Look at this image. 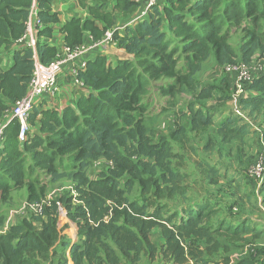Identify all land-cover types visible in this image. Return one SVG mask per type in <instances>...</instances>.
<instances>
[{
  "label": "trees",
  "instance_id": "16d2710c",
  "mask_svg": "<svg viewBox=\"0 0 264 264\" xmlns=\"http://www.w3.org/2000/svg\"><path fill=\"white\" fill-rule=\"evenodd\" d=\"M53 1L0 0V51L16 46L32 8L38 24H55L56 15L50 13ZM94 1L89 9L93 21L81 25L73 20L64 27L68 46L86 42L84 32L91 34L94 42L100 40L103 33L94 22L110 30L116 24V14L124 18L139 1L144 4L142 0H117L113 10L106 13L107 0ZM237 33L239 62L248 64L257 54L264 65V0L157 2L147 20L127 25L122 34L115 31L114 45L132 59L112 66L99 50L79 75L88 95L81 94L75 107L64 108L60 115L44 112L41 137L27 135V140L19 144L18 124L10 121L0 150V264H139L143 259L147 264L157 259L163 264H208L219 252L225 258L230 251L229 245L217 241L212 244L215 235L227 243L239 242L238 249L247 245L246 253L234 264H261L257 256H264V246L245 238L251 232L245 223L226 229L219 225V229L208 225L214 212L205 204L198 209L187 204L175 219L162 211L161 205L150 211L146 202L140 204L128 198L135 186L143 195L152 192L159 199L167 191L169 196L184 195L177 187L185 177L171 167V142L186 147L188 130L175 122L169 137L161 136L151 144L146 97L156 93L168 99L170 105L172 101L176 104L182 94H191L196 101L210 98L214 86L199 90L195 74L210 58L218 67L233 63L229 39ZM49 34L50 29L45 27L38 36ZM49 52L39 39L36 53L42 63H48ZM1 63L0 55V119L27 90L32 51L15 52L7 69H2ZM244 90L238 113H229L215 128V139L225 146L236 141L242 144L255 134L251 124L264 112V73L254 76ZM196 106V102L187 105L188 129L200 137L208 134L214 122L212 113ZM31 116L29 124L33 125L37 115L32 112ZM260 141L264 146L262 134ZM206 149H213V140L209 139ZM96 163L105 167L92 178L88 170ZM208 165L211 179L203 181L217 183L218 172ZM62 180L72 183L74 197L64 195L42 204L48 183ZM21 189L26 190L27 204H39L41 210L22 217L21 222L1 233L5 220L1 205L9 203L11 193ZM260 191L264 193V178ZM61 209L76 226V242L68 243L62 234L67 223L61 227ZM155 229L164 240L160 248L152 240ZM204 253L208 259L203 258ZM224 263H229L228 257Z\"/></svg>",
  "mask_w": 264,
  "mask_h": 264
},
{
  "label": "rangeland",
  "instance_id": "374dc122",
  "mask_svg": "<svg viewBox=\"0 0 264 264\" xmlns=\"http://www.w3.org/2000/svg\"><path fill=\"white\" fill-rule=\"evenodd\" d=\"M157 2L163 4L166 3V0H157ZM140 5L139 1V5L134 11L124 18L121 17L120 24L116 26V28H119L117 29L119 34H122L123 28L121 27L124 26L125 22L136 17L140 10ZM229 43L233 49L232 58H234V62L227 64H241L251 75L260 74L264 65L261 59L257 57V54L250 59L248 64L239 62L240 60L237 58L236 53L240 45V34L237 33L231 36ZM63 44H66V42ZM106 46L110 47V45L105 44L102 46V50H105L107 48ZM222 67L223 65L218 67V65L214 63V60L210 58L201 65L200 69L195 74V78L200 86L198 88L199 90L201 87H207L209 85L214 86L210 98L196 101L191 94H182L178 96L176 104L172 101L170 105V102L167 101L168 99L157 96L156 93L146 97V101H148L150 105L147 120L151 125V133L149 134L151 144H156L161 136L169 137L175 129V122L180 123L188 130L187 135L189 142L186 147L181 148L179 144L171 142L173 148L171 167L177 174L185 177L184 181H181L177 187L184 195L177 193L174 196H169L167 191L159 199L153 197L151 194L152 192L143 195L139 187L135 186L133 191L128 195L130 200L138 201L140 204L146 202L148 207H150V211L154 208H158V205H161L162 211L169 212L170 216H175L176 219L179 214L183 213V207L187 204L191 202H208L209 199H215L217 202L220 201L223 204H221V211L216 210L215 207L212 208L211 205L206 207V209L210 211L213 209L214 212L212 220L208 223V225L212 227H216L220 219L225 216L239 213L238 206H234L235 203L239 202H242L243 209L246 210L248 207L249 210L258 212L263 216L264 193L260 191V186H256L255 178L249 174L250 170L255 168L261 159L264 158L263 145H259L262 147L261 150L257 152H254L252 148L256 142L261 144V134L264 139V134L260 129L261 124L259 122L253 124V131L255 130L257 133L254 131L255 134L248 136V139L242 144L236 141L228 144L229 146H225L224 144L218 143V139L214 137L215 128L219 125V122L231 112L238 113V96L241 95V93H235L234 77H230L233 75L225 74L222 71ZM65 73L66 67H64L63 73L61 74L62 76L58 79L59 83L63 81ZM42 97H47V95H43ZM192 102L197 103V108L201 107L204 111H209L213 115L214 125L209 128L208 134L200 137L196 136L195 133L190 132L188 129L187 105ZM10 110L11 106L4 112L9 114ZM30 117L32 118L33 116ZM14 127H16V125H14L13 128ZM27 135L30 136V129ZM209 139L213 140V149L211 151L206 149ZM255 147L257 148V146ZM208 162L211 165H208ZM205 165L211 166L213 170L218 172L217 183L203 181L206 178L207 180L211 179ZM104 167L102 163H100V165L95 164L88 170V175L94 178L96 174L104 170ZM223 174L225 178H223ZM233 176H235V179L232 178ZM45 182L47 183L48 179L45 180ZM26 194L25 189L14 191L10 195V202L1 205V210L5 219L1 233H5L10 226L21 222L23 220L22 217L34 215V212L29 211L26 206L28 203ZM64 195L74 197L72 183L70 181L62 180L57 183H48L46 195L42 198L41 202L42 204H48ZM72 204L75 205L77 202L72 200ZM228 206L229 212H227ZM60 217H62V227L66 224V217L62 209L60 210ZM70 223L71 222H69L70 228L67 225L64 231H62V234L66 235V241L68 243L76 242L77 240V238H75V233L77 232L76 226L73 227ZM35 224L38 228L39 225L37 223ZM157 237H159V235L153 233L152 240L159 247L160 241L157 240ZM139 264L147 263L143 259Z\"/></svg>",
  "mask_w": 264,
  "mask_h": 264
},
{
  "label": "crops",
  "instance_id": "0c3cea01",
  "mask_svg": "<svg viewBox=\"0 0 264 264\" xmlns=\"http://www.w3.org/2000/svg\"><path fill=\"white\" fill-rule=\"evenodd\" d=\"M116 2L117 0H107L106 6L104 8L105 12L110 13L113 10V6L115 5ZM94 4H95L94 0H54L51 3L50 13L56 15L57 22L55 24H49L47 26L40 24L38 25V29H37V18L33 21V22H36V23H33L35 27V31H36V34H35L36 42H39V39H40L41 44L50 50L49 54L46 56L47 60H49L48 62L54 60L59 55L61 48L64 45L63 43L66 42L67 34L65 33L63 29L67 23L73 20H76V21H79L82 25L85 22L93 21L94 18L89 9L92 8ZM115 20H116L115 21L116 24L111 29L116 28V26L120 24L121 15L116 14ZM94 25L103 34L108 29L106 25L103 23L94 22ZM45 27L50 29V34L47 36L39 37L38 33L41 30H43ZM117 33H119V31H117ZM83 37H84L83 40L85 39L87 41L89 39H93L91 34H89L88 32H84ZM106 47L107 48L105 50H102L101 54L106 59L107 63L112 66H114L117 62L121 60L132 59L131 55H128L123 49L118 48L115 45H110V47L109 46H106ZM20 50H21L20 48H17L14 45L9 47L8 49H3V48L1 49L0 55L2 57V63H1L2 69H7L11 65L13 54ZM64 75L65 76L63 78V81L61 83L58 82V89H57L56 94H54L52 97L50 96L41 97L40 99L36 100L33 112H35L37 116L34 118L33 125H31V123L29 124V129H30L29 137L30 138H33L34 136L41 137V132L39 131V128L41 126L40 120L44 112L54 111L60 115L64 108L66 107L74 108L81 94L85 96L88 95L89 90L85 86L84 88L77 90L71 84L70 79L67 77L68 69H66V73ZM257 122L261 124L260 129L262 130L264 134V112H262L259 115L256 123ZM251 126H253V124H251ZM31 132H32V135H31ZM251 132H253V127L251 129ZM247 139L248 137L245 139V141ZM259 145H262V144L257 143V142L256 144H254V146L252 147L254 152L261 150L262 146H259ZM255 146H257V148ZM208 164L211 165L209 162ZM223 178H225V175L223 176ZM232 178L235 179V176H233ZM208 202L207 201L202 202V203H199V202L192 203L191 202L189 204L193 205L194 207L197 206V209L199 208V205H203V204H205L206 206L211 205L212 208L215 207L216 210L221 211L222 209L221 204L223 203H221L220 201L217 202L215 199H209ZM223 206H227V205H223ZM234 206H238L239 213H233V214H230L220 219L216 227L220 229L219 225H222L221 228L226 229L227 227H230V226L236 227L242 223H245L246 226H248L249 229L251 230V232L248 233L245 236V238L253 242L259 241L261 245L264 246V214L262 216L258 212L249 210L248 207L246 210L243 209L242 202L235 203ZM211 211H213V209ZM227 212H229V206L227 207ZM67 222H68L67 225L70 228V225H69L70 221L66 219V223ZM70 224L73 227L75 226V224H73L72 222ZM153 233L159 235V237H157V240L160 241L159 243L160 246L163 245L164 240L161 237L159 230L155 229L151 234L152 236H153ZM75 238L77 237L75 236ZM215 241H217V243L220 245H224V244L229 245L230 251L227 254V257L229 260L228 264H234L233 262L235 261V259L238 256L245 254L248 248L246 245L243 248L238 249V246L240 244L239 242L227 243L226 239L221 237L220 235H215L213 237L212 244H214ZM203 242L204 241H199V243H202L203 245H205V243ZM203 258L208 259V256L206 253H204ZM225 258H223L222 252H219V254L215 257V259L213 257L210 258L209 260L210 262L208 264H225L224 263ZM257 259L262 262L261 264L264 263V256H262V253L257 256ZM158 262H160L159 264H163L159 259H157L154 264H158ZM69 264H72V263L70 262Z\"/></svg>",
  "mask_w": 264,
  "mask_h": 264
},
{
  "label": "built area",
  "instance_id": "2783aa9c",
  "mask_svg": "<svg viewBox=\"0 0 264 264\" xmlns=\"http://www.w3.org/2000/svg\"><path fill=\"white\" fill-rule=\"evenodd\" d=\"M143 5L136 17L128 22L129 25H135L148 19V12L157 5V0H142ZM36 17V11L31 9L29 19L26 23L23 36L15 41L17 48L30 49L32 51V72L28 81L27 90L23 97L18 99L11 107L9 114L6 112L0 119V150L5 141V130L10 121L14 120L18 124L17 140L19 144H23L27 140V132L29 131V119L33 112L36 100L40 99L43 95L52 97L56 94L58 89V79L63 73L64 67L68 69V78L71 84L78 90L84 88L83 82L79 79V75L85 71L88 61L97 53H100L103 45H114L113 36L115 31L119 28L107 30L103 37L94 42L92 39L88 41L68 46L64 44L61 48L59 55L48 63H42L36 53V39L35 27L33 22ZM37 21V29H38ZM124 25V26H127ZM122 26L121 28H124ZM38 32V31H37ZM99 51V52H98ZM225 74L233 75L235 93H241L238 96V101L244 96V86L249 83L255 76H261L264 73L262 68L260 74L251 75L247 69L241 64H227L222 67ZM231 72V73H229ZM100 165V163H96ZM250 176L255 178L257 187L260 186L264 178V158L252 168L249 172ZM29 211L39 213L41 205L39 204H26Z\"/></svg>",
  "mask_w": 264,
  "mask_h": 264
}]
</instances>
